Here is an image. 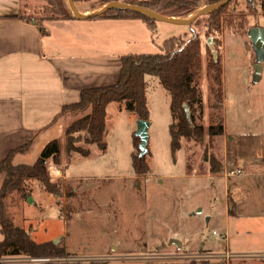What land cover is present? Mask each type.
Instances as JSON below:
<instances>
[{
    "label": "rangeland",
    "instance_id": "rangeland-1",
    "mask_svg": "<svg viewBox=\"0 0 264 264\" xmlns=\"http://www.w3.org/2000/svg\"><path fill=\"white\" fill-rule=\"evenodd\" d=\"M31 2H41L36 6L43 16L54 15L45 0ZM197 2L202 6L208 0ZM104 3L86 0L77 5L85 9ZM62 4L70 9L67 0ZM259 4L253 8L247 0L229 3L221 30L211 34L216 58L207 43V13L190 24L156 19L155 39L141 21L124 27L105 21L108 35L114 34L108 37L109 48L118 46L127 53L159 52L170 36L189 40L199 33L202 66L196 82L202 103L195 105L194 123L204 126V137H184L173 150L171 97L155 76L147 75L150 173H134L138 116L125 102H111L105 145L82 139L78 143L89 154L74 152L68 160L62 154L69 177L62 179L71 190L55 195L30 181L31 197L15 195L10 205L20 226L38 241L59 238L66 255L47 262L11 255L2 257V264H264V46L253 44L249 34L251 26L264 28ZM214 59L223 68L220 100L209 72ZM78 115L68 111L51 133L45 132L14 162L34 163L54 138L61 139L65 152L66 126ZM221 117L223 133L208 134V127ZM216 162L222 167L214 171ZM51 164L50 175L56 178ZM172 238L182 246L169 244ZM245 256L255 257L245 262Z\"/></svg>",
    "mask_w": 264,
    "mask_h": 264
},
{
    "label": "trees",
    "instance_id": "trees-1",
    "mask_svg": "<svg viewBox=\"0 0 264 264\" xmlns=\"http://www.w3.org/2000/svg\"><path fill=\"white\" fill-rule=\"evenodd\" d=\"M48 8L54 15L50 18H73V14L64 0H45ZM86 0H75L76 3ZM111 0H100L101 3ZM131 3L147 6L166 15L190 14L196 11L200 4L197 0H127ZM219 0H208L216 2ZM229 0L225 5L207 13L206 34H215L221 30L222 22L227 10ZM250 7H258L264 10V0H247ZM50 5V6H49ZM96 5H91L90 9ZM173 12H171V11ZM111 18H141L146 22L153 33V39L157 32L156 19L139 11L127 8H112L99 15ZM199 18V17H198ZM197 18V19H198ZM232 20H229L231 22ZM210 48V46H209ZM211 49V48H210ZM212 51V50H211ZM202 45L199 33L194 32L189 40L181 36H170L165 39L162 50L155 53L129 52L121 56V70L118 81L114 84L93 86L82 90L78 101L63 106L61 113L73 112L79 114L66 126L65 156L70 158L74 152L84 155L90 153L88 148L78 143L82 139L85 142H96L105 145L104 134L107 127L108 106L113 101L125 102L127 108L136 114L138 118L149 119L150 109L148 103L147 75L155 76L171 97V111L173 121L170 124L172 148L175 151L181 147V140L190 136L196 139L204 137L205 129L201 124L194 123L195 105L202 103L201 92L196 82L202 66ZM213 53V52H212ZM214 58V57H213ZM209 72L217 84L212 87L213 92L220 100L222 98V72L223 68L215 59L209 64ZM187 104L191 110L187 115ZM224 131L223 118L216 124L208 127V134H222ZM140 137L135 135L137 151L133 153V168L135 175L149 174L151 165L148 161V153L140 154ZM32 145L29 139L24 144L9 151L7 156L0 161V171L6 173L4 182L0 188V230L3 238L0 239V259L5 256H53L64 257L65 248L54 242L53 239L44 241L36 240L31 231L20 226L10 211V205L17 195L19 198H27L31 193L28 182L35 181L46 192L62 195L71 190V185L64 183L62 177L53 178L49 172V163L61 165L62 141L59 138L51 139L44 146L41 155L34 163H15L16 153L27 152ZM222 164L216 162L212 169H221ZM70 204H67L70 209ZM0 264L2 262L0 261ZM69 264H87L76 261ZM89 264V263H88ZM91 264H103L101 262Z\"/></svg>",
    "mask_w": 264,
    "mask_h": 264
},
{
    "label": "crops",
    "instance_id": "crops-1",
    "mask_svg": "<svg viewBox=\"0 0 264 264\" xmlns=\"http://www.w3.org/2000/svg\"><path fill=\"white\" fill-rule=\"evenodd\" d=\"M39 3L0 0V161L27 140L33 145L45 132L51 133L67 114L61 113L63 106L78 101L83 89L118 81L121 56L127 52L109 48L108 37L114 34L108 35L105 21L115 27L141 21L148 28L134 17L50 18L37 12ZM62 160L61 165L51 164V174L69 179L67 160ZM5 177L0 171V188ZM245 257L249 262L255 256Z\"/></svg>",
    "mask_w": 264,
    "mask_h": 264
},
{
    "label": "water",
    "instance_id": "water-1",
    "mask_svg": "<svg viewBox=\"0 0 264 264\" xmlns=\"http://www.w3.org/2000/svg\"><path fill=\"white\" fill-rule=\"evenodd\" d=\"M68 5L70 7V10L73 14L74 17L79 18V19H88L92 17L99 16L103 13H105L107 10L112 9V8H127L135 11L142 12L154 19H160V20H165L168 22L172 23H179V24H190L193 21H195L198 17H200L202 14L208 13L210 11H213L223 5H225L229 0H219L216 2H208L205 3L204 5L200 6L196 11L189 15L187 17H177L174 15H166L161 12H158L152 8H149L144 5L136 4V3H131L128 1H123V0H111L108 2H105L102 4L100 7L93 8L90 11H83L79 9L77 3L75 0H67ZM249 34L251 41L253 44H255L259 48H263L264 46V28L255 25L251 26L249 29ZM213 36H209L207 39V43L209 44L214 58L217 56V51L212 43ZM257 68L259 69L261 65H256ZM259 78V75L256 73L255 74V79L257 80ZM185 109L187 111V115L189 116L191 113V110L187 104H185ZM149 126H150V120L149 119H144V118H138V129H137V136L140 137V143H139V148H140V154L144 155L148 151V142H149ZM31 196H28L30 198ZM59 238H55L54 242L57 243ZM169 244L175 243L178 247L182 246V242L177 239V238H172L168 242ZM167 244V243H166ZM164 243V245H166Z\"/></svg>",
    "mask_w": 264,
    "mask_h": 264
},
{
    "label": "built area",
    "instance_id": "built-area-1",
    "mask_svg": "<svg viewBox=\"0 0 264 264\" xmlns=\"http://www.w3.org/2000/svg\"><path fill=\"white\" fill-rule=\"evenodd\" d=\"M237 172H241V168H237ZM232 172V170H230ZM230 172H226L227 175L230 174ZM58 257H52V256H28V261L29 262H47V261H52L53 259H56ZM59 259V258H58Z\"/></svg>",
    "mask_w": 264,
    "mask_h": 264
},
{
    "label": "bare ground",
    "instance_id": "bare-ground-1",
    "mask_svg": "<svg viewBox=\"0 0 264 264\" xmlns=\"http://www.w3.org/2000/svg\"><path fill=\"white\" fill-rule=\"evenodd\" d=\"M191 14V13H190ZM190 14H188L190 16ZM187 17V16H186Z\"/></svg>",
    "mask_w": 264,
    "mask_h": 264
}]
</instances>
